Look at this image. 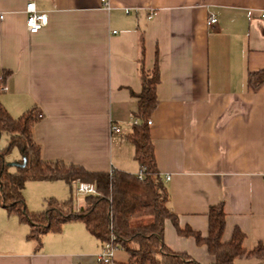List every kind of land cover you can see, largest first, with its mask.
I'll return each instance as SVG.
<instances>
[{
	"label": "crops",
	"instance_id": "obj_1",
	"mask_svg": "<svg viewBox=\"0 0 264 264\" xmlns=\"http://www.w3.org/2000/svg\"><path fill=\"white\" fill-rule=\"evenodd\" d=\"M104 1L35 0L49 26L30 35L26 0H0L2 105L14 119L35 111L33 137L44 161L136 176L128 138L143 89L140 65L151 72L158 62L149 128L180 227L206 237L209 210L223 203V242L240 230L245 250L264 244V0ZM30 232L0 213V264H99L104 244L81 222L43 236L40 247ZM164 242L198 264H215L170 221ZM117 254L115 263L128 261Z\"/></svg>",
	"mask_w": 264,
	"mask_h": 264
},
{
	"label": "trees",
	"instance_id": "obj_2",
	"mask_svg": "<svg viewBox=\"0 0 264 264\" xmlns=\"http://www.w3.org/2000/svg\"><path fill=\"white\" fill-rule=\"evenodd\" d=\"M144 56V47H142ZM143 89L138 99V112L133 134L128 138L135 147V160L146 168L144 181L122 171L92 173L77 165L47 162L41 157L33 130L37 122L35 111L30 110L14 119L0 101V141L7 136V146L0 150V205L8 216L30 226V241L40 247L43 236L60 233L69 222H81L95 239L105 244L110 235L115 245L128 255L124 264H198L185 254L172 252L164 242L165 225L170 221L179 236L193 238L205 246L215 264H235L248 259L264 262V244L253 250L244 249L245 235L235 230L228 243L223 242L226 229L224 204L212 206L208 213L209 232L206 237L190 228L182 229L179 217L170 208V195L160 176L148 121L158 106L157 87L160 83L158 62L151 72L140 65ZM264 81V72L261 74ZM3 81H0V96ZM21 159L8 162L13 151ZM30 182H64L70 187L67 201L49 200L43 212L28 210L24 191ZM94 185L98 195L86 196L85 208L74 211L73 186L76 183ZM99 264H103L99 262ZM117 264V263H116Z\"/></svg>",
	"mask_w": 264,
	"mask_h": 264
},
{
	"label": "built area",
	"instance_id": "obj_3",
	"mask_svg": "<svg viewBox=\"0 0 264 264\" xmlns=\"http://www.w3.org/2000/svg\"><path fill=\"white\" fill-rule=\"evenodd\" d=\"M26 27L27 31L30 35H38L41 31L46 29L49 26V16L46 13L40 12L37 10L35 0H26ZM106 2L103 0V3ZM106 4L105 6H107ZM128 13V12H127ZM262 19L264 20V13L262 14ZM151 16L149 17V19ZM0 19H3V15L0 14ZM218 20L215 15H211L209 17L208 25L211 27L216 26ZM0 81H3V78H0ZM8 89L6 86L1 88L2 92H6ZM39 119H42L43 116L39 115ZM132 124L134 126L139 124V121L134 119ZM148 126H152V122L148 121ZM113 131L117 134L121 133V130L118 127H114ZM113 173V172H112ZM111 173V175H112ZM146 174V168L144 166H139V171L136 175L139 181H144ZM167 180H170L168 177ZM90 195H98L97 190L94 185L85 184V183H76V196L86 197ZM119 248L115 245L114 235H110V240L104 244L101 253L98 255L99 262L103 264H116L115 263V255Z\"/></svg>",
	"mask_w": 264,
	"mask_h": 264
},
{
	"label": "rangeland",
	"instance_id": "obj_4",
	"mask_svg": "<svg viewBox=\"0 0 264 264\" xmlns=\"http://www.w3.org/2000/svg\"><path fill=\"white\" fill-rule=\"evenodd\" d=\"M7 140V136L2 137L0 141V150H4L6 148ZM20 159V154L15 150L7 160L13 165ZM71 195L70 187H68L64 182H30L27 184L24 191L26 204L27 200L30 202L28 210L32 213L43 212L46 208V203L49 200L55 199L58 201H67ZM84 198L85 197L82 196H76V186H73L74 205H78V203H80ZM4 212L8 216L6 210L0 205V213L4 214ZM126 255L127 254L122 249L118 250L117 257L123 259Z\"/></svg>",
	"mask_w": 264,
	"mask_h": 264
},
{
	"label": "water",
	"instance_id": "obj_5",
	"mask_svg": "<svg viewBox=\"0 0 264 264\" xmlns=\"http://www.w3.org/2000/svg\"><path fill=\"white\" fill-rule=\"evenodd\" d=\"M14 165L16 166V164H13V166H14Z\"/></svg>",
	"mask_w": 264,
	"mask_h": 264
}]
</instances>
